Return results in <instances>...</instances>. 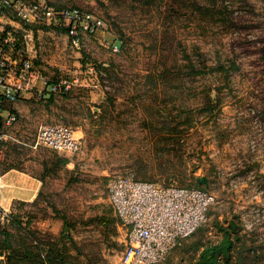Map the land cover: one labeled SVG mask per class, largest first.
<instances>
[{
  "label": "rangeland",
  "instance_id": "1",
  "mask_svg": "<svg viewBox=\"0 0 264 264\" xmlns=\"http://www.w3.org/2000/svg\"><path fill=\"white\" fill-rule=\"evenodd\" d=\"M46 2L105 22L79 46L63 30L41 29L37 48L50 83H79L23 118L24 143L5 147L14 164L47 178V202L30 211L70 225L64 262L121 264L126 229L107 181L123 174L197 185L216 198L207 224L166 264H196L201 255L191 247L216 244V218L241 236L230 264H264V0ZM53 123L81 138L72 171L60 164L63 152L31 148L39 126ZM25 210L18 206L23 217ZM12 224L4 231L16 233Z\"/></svg>",
  "mask_w": 264,
  "mask_h": 264
},
{
  "label": "built area",
  "instance_id": "2",
  "mask_svg": "<svg viewBox=\"0 0 264 264\" xmlns=\"http://www.w3.org/2000/svg\"><path fill=\"white\" fill-rule=\"evenodd\" d=\"M3 14L20 24H9ZM34 26L67 30L75 46L80 39L104 31L102 18L79 8H56L46 0H2L0 2V144L24 142L17 136L20 122L16 104L22 95L40 83L51 91L71 90L79 81L50 83L36 65L24 33ZM25 31V32H24ZM24 32V33H23ZM61 123L42 124L31 145L60 153L77 154L81 138ZM111 206L126 229L121 264H166L182 243L196 234L209 219L216 198L206 189L164 185L131 175H113L107 181ZM12 216L0 205V224H10Z\"/></svg>",
  "mask_w": 264,
  "mask_h": 264
},
{
  "label": "crops",
  "instance_id": "3",
  "mask_svg": "<svg viewBox=\"0 0 264 264\" xmlns=\"http://www.w3.org/2000/svg\"><path fill=\"white\" fill-rule=\"evenodd\" d=\"M1 1L2 0H0V2ZM1 19H4V21L10 25L20 24V22L11 15L8 16L3 14ZM43 28H45V26H34L23 33L25 42L34 56L36 65H38L41 73L47 77V64L45 60L40 58L41 55L38 54L39 50L37 45H39V42L38 39H36L37 36L41 35V29ZM51 92L50 85L40 83L36 90L22 95L16 104L20 116L19 126H21L23 118L29 119L32 112H38V110L43 108L45 104H48V107H50V103H47V100L50 99ZM58 96L62 95H60V93H54L55 100ZM63 155L68 159L65 168L70 171L75 169V161L72 158V155L70 153H64ZM7 156V149L0 146V205L9 211L14 219L20 214L18 212V206L23 204L25 209H27L24 212L26 220L24 223L25 230H31L32 232L39 231L42 236L61 233L59 230L62 231L64 228L62 229L63 224H61L57 217L49 215L45 216L42 214L38 217L37 213L30 211L31 208L34 209L36 204H42L45 201L47 202V200H45L46 183L44 180L31 170L17 166L11 159L7 158ZM32 238L34 237H31V239ZM31 243L36 245L38 242L35 241V239H32ZM4 258V255H0L1 260H4Z\"/></svg>",
  "mask_w": 264,
  "mask_h": 264
},
{
  "label": "trees",
  "instance_id": "4",
  "mask_svg": "<svg viewBox=\"0 0 264 264\" xmlns=\"http://www.w3.org/2000/svg\"><path fill=\"white\" fill-rule=\"evenodd\" d=\"M63 31L67 33V30ZM118 42L122 47V41L118 40ZM100 68H102V66ZM101 81H103V78ZM72 91L73 88L69 91L63 90L60 95H62L66 99L69 97V94ZM54 99V93L51 92L50 100L53 101ZM12 144L19 145L16 143H7L0 144V146L6 147ZM8 153L9 150L7 151V158L10 159ZM53 155L55 156L56 154ZM59 158H61L60 164L65 168L66 164L68 163V159L64 156H59ZM39 176L44 180L47 186V178L42 174H40ZM189 187L200 188V186L197 185ZM22 218H25L22 214H19L14 219L12 218V227L17 231H15L16 233L4 231L10 229H6L4 228V226L6 225L0 224V250L2 255L7 256V262L5 264H65L66 260L64 262L61 256L63 255V250H65L66 252V245L70 242V225L65 226L61 238H58L52 234L42 236L39 231L32 232L31 230H25V225L22 222ZM216 219V229L218 230L217 237L219 238L216 244H210L212 245L210 246L208 245V241L210 240L206 241L207 245L198 240L191 247V250H193L195 254L200 252L201 255H199V260H196V264H230L231 262L237 261V258H239L238 252L236 251V243L241 237L239 234V230L236 229V226L233 224V222H230L229 225L225 226L224 222L221 223L219 222L218 218ZM65 224H67L66 221ZM5 236L6 239H8V244L6 245L2 240V238ZM31 237H34L32 239H35V241L38 242L36 245L31 243ZM17 240H19V242H17ZM241 260H243V258H241Z\"/></svg>",
  "mask_w": 264,
  "mask_h": 264
}]
</instances>
